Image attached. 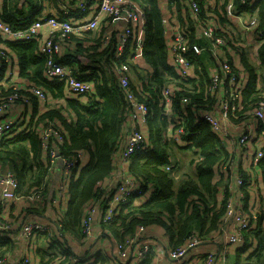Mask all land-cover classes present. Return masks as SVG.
I'll return each mask as SVG.
<instances>
[{"label": "built area", "instance_id": "2783aa9c", "mask_svg": "<svg viewBox=\"0 0 264 264\" xmlns=\"http://www.w3.org/2000/svg\"><path fill=\"white\" fill-rule=\"evenodd\" d=\"M157 1L162 12L161 20L169 60L178 70L182 80H188L191 74L198 70L189 53L195 54L200 59L199 56L203 52H210L221 62L217 71L209 75L210 82L206 86L207 92L216 99L217 103L208 110L197 108L193 111L209 123L211 130L218 135L226 147L231 143L229 124L239 112L246 111L258 123L257 128H244L243 132L237 135L239 153L236 154L237 157L232 153L229 156L230 160L236 158L241 168L233 178L228 179L227 186L224 185L220 189L225 213L218 229L207 233L204 237L200 231L201 224L198 228L191 227L188 240L184 244L171 246L167 243L166 247L168 258L173 264H216L217 261L226 264L229 255L228 245L245 243L247 233L259 219L264 198V192L253 193L254 183L262 181L260 186L264 188L259 162L264 157V96L254 105L250 104L249 109L244 110L243 89L246 87L249 73L245 65L240 66L224 59L223 50L229 44L241 45L243 41L253 47L258 57V52L264 47V5L259 0H225V2L224 0H187L189 7H186L180 0ZM23 2L30 9L27 15L12 12L11 2L7 6L10 14L17 21L27 20L28 23L14 27L0 18V37L25 42L37 40L38 52L45 58L44 77L63 80L68 96L93 95L94 81L83 77L84 74L72 63L74 58L65 54L64 47L66 48L67 40L73 35L84 37L88 33H92L93 36L103 33L104 45L110 46L114 54L112 64L118 74L119 84L130 103L125 143L114 156L113 172L115 171L116 174L119 171V179L109 191L105 189V183L98 185L97 191L100 189L98 196L84 205L85 214L81 220L80 233L82 240L90 247L102 236L109 237L115 260L105 264H142L153 251L152 242L146 238L147 227L139 224L134 231L122 236L117 235L108 225L124 211L126 203L132 200H148L154 193L153 187L149 185L145 187L144 182L129 171L133 156L151 147L150 136L148 138L146 133H149L148 115L149 113L152 115L155 110L148 102L137 98L136 95L141 89L142 82H148L152 75L151 70L149 75L144 74L137 61L139 56H143L145 47L144 6L137 0H36L37 5L34 8L28 6V1L23 0ZM223 3L224 5L221 6ZM163 6L165 8L170 6L173 14H178L180 11L189 14L193 26L185 24L176 31L167 29L170 19L162 10ZM220 12L225 18L224 21L219 19ZM196 30L199 32L198 38L196 35L193 36ZM250 34L255 36L253 42L248 40ZM114 35L116 42L111 45ZM200 40L204 42L203 45L200 44ZM9 56L5 51H0V79H4L1 78L4 59H8ZM257 61L261 63L260 58H257ZM137 74L141 75L139 82H134L133 79ZM22 79L26 82L9 83L7 88L13 87L14 92L4 100L2 98L3 101L0 102V111L11 109L16 102L22 106L18 115L0 119L1 145L6 135H13V138L9 139L13 140L22 133H27L31 129L30 125L35 126V122L28 119L25 114L33 98L44 105L39 106V113L35 117L41 115L49 106H55L52 105L53 100L48 97L43 87L30 86L28 79L24 76ZM2 82L4 83V80L0 81L1 84ZM176 95L177 88L173 85L163 86L161 89L159 108L162 115L169 119L163 140L183 144L187 132L184 116L174 108ZM189 101L188 95L180 96L182 106H187ZM216 107H219L221 112L220 118L214 112ZM21 126H23L22 130ZM38 130L42 140L43 157L49 162L48 173L59 163L57 187L50 189L47 178V182L42 186L23 189L18 170L0 169L2 210L0 264H94L97 254L96 251L90 253L92 249L83 257L75 255L65 257L61 252L70 235L63 224L71 197L69 183L71 178L78 174L81 158L85 152L78 150L70 156L61 154V144L68 135L64 133V128L59 123L48 122L42 124ZM225 166V162L221 163L215 174ZM162 168L176 181L180 180L176 165L166 163ZM247 191L251 193L249 198H246ZM100 194H104L105 201H101ZM20 199L27 202V207L20 214L19 226L14 228L12 222L5 219L2 212L11 209ZM42 212L45 215L41 214ZM115 227L117 228L118 224H115ZM213 234L220 235L225 242L219 253L209 252L206 255L189 257L192 248L202 244ZM7 240L12 244L8 249ZM21 244L25 245L23 252L19 249ZM32 249L38 258L36 263L30 254ZM66 249L68 250V247ZM53 253L57 254L53 260L44 255Z\"/></svg>", "mask_w": 264, "mask_h": 264}, {"label": "trees", "instance_id": "16d2710c", "mask_svg": "<svg viewBox=\"0 0 264 264\" xmlns=\"http://www.w3.org/2000/svg\"><path fill=\"white\" fill-rule=\"evenodd\" d=\"M12 1L14 0H0V18L14 27L25 25L28 23L27 20L17 21L10 14L7 4ZM137 1L144 6L146 28L143 56L148 61L152 75L148 82H142L141 89L136 92V95L137 98L148 102L155 110L152 115L150 113L148 115L151 147L133 156L129 171L141 179L145 187L148 185L153 187L154 193L148 200H132L126 203L124 211L108 226L117 235L124 236L134 231L139 224H144L146 227L161 225L169 236L168 244L178 246L188 240L189 230L195 222H200V231L204 237L207 233L218 229L225 207L220 190L218 187L216 189V186L220 184L227 186L228 176L224 177L221 174L217 179L215 170L221 163L232 162L229 156L235 152L231 151L229 146L226 147L218 135L211 130L209 123L193 111L197 108L208 110L217 103L206 90L210 76L206 74L200 59L195 54L189 53L190 59L196 64L198 70L194 71L188 80H182L178 70L169 60L161 20L162 12L158 1ZM31 2L29 4L34 8L37 5L36 0ZM259 2L264 5V0ZM223 5L224 3L221 6ZM14 12L20 13L15 10ZM202 14H205L204 10ZM219 19L225 20L221 12ZM102 34L93 36L92 33H88L84 37L73 35L65 42L67 50H70L71 45L74 49L72 53L75 54V58L72 63L84 74L83 77L94 81V94L80 96H68L63 80L44 77L45 58L38 52L37 40L25 42L0 37V51L17 55L20 74L29 80L30 86H41L48 97L64 101L62 104L49 106L41 115L36 116L35 126L30 125L31 129L27 133H22L9 144H0V151L16 154L24 161L25 165L18 173L22 186L25 184L31 187L42 186L47 182L49 162L43 157L42 140L38 128L42 124L60 119L64 133L68 135L61 144V154L70 156L82 150L90 156L82 170L71 178L69 208L63 219L64 229L78 236H81L80 226L85 214V203L96 198L100 191V189L97 191L98 185L105 183L112 176L115 167L114 156L125 143L126 123L130 115V103L125 97L119 84L118 74L112 64L114 54L110 46L104 45ZM115 42L114 35L111 45ZM260 52L261 65L264 67V47ZM242 58L245 65L250 68L244 52H242ZM5 61L6 59L4 63ZM262 78L253 72L251 75L248 74L247 84L243 89L244 110L249 109L250 104L254 105L264 96ZM259 81L263 86L258 84ZM170 85L177 88L174 108L184 116L187 132L184 137L185 142L177 146L194 150L195 157H198L197 160L192 159V163L196 164V177L186 174L179 181L162 168V165L170 161L169 142L163 140L169 119L162 115L158 103L161 98V89L163 86ZM6 92L3 100L14 92L13 87L7 88ZM185 94L190 101L187 106H182L180 96ZM66 112L72 115L71 119L67 118ZM241 114L248 115L242 110L237 117L233 118L236 123L242 119L239 117ZM259 162L264 182V157ZM27 165L28 169H26ZM239 168H241L240 164ZM30 169H36L37 173L29 175ZM244 188L246 191L247 184ZM246 195V198H249L251 193L247 191ZM103 197L104 194H100L102 202L106 200V197L105 199ZM260 209L259 219L247 233L245 243L237 245L239 250L236 255V264H264V198ZM115 224H118V229ZM251 238L256 241L255 249L245 254L251 246ZM7 245V249L12 245L9 240ZM66 247L65 243L63 249L61 248L62 254L65 257L73 255L72 250H67ZM44 255L49 256L51 260L57 256L55 253ZM142 264H151V257L148 256Z\"/></svg>", "mask_w": 264, "mask_h": 264}, {"label": "crops", "instance_id": "0c3cea01", "mask_svg": "<svg viewBox=\"0 0 264 264\" xmlns=\"http://www.w3.org/2000/svg\"><path fill=\"white\" fill-rule=\"evenodd\" d=\"M26 1L31 2L34 0H26ZM180 1L186 7H189L187 0H180ZM28 6H30V4ZM10 10L12 12H14V10L16 12L20 11L19 13L20 15L21 14L27 15L30 12V9H28L25 6V3L23 2V0L12 1L10 4ZM162 10L165 12V14L168 15L170 19V23L167 25V29L171 31H174V30L176 31L177 29H179L180 26H184L185 24H189L190 26H193V22L189 19V14L185 12L182 13V11L178 12V14L177 13L173 14L172 11H170L172 10L170 6L168 8H165L163 6ZM185 11L187 12V10ZM195 35H196V38L199 37V32L197 30L195 31ZM248 37H249L248 40L250 42H253V38L255 36L250 34ZM200 44L203 45L204 42L200 40ZM250 47L252 46L246 45L245 42L243 41L241 45L229 44L223 50L224 59L230 60L231 62L237 65H241V64L245 65V62H243V58H242V52H244L248 59L247 63L250 65V68H248L245 65L246 71H248L250 75H251V72H253V73H256L258 77H262L264 67L261 65L260 62L255 64L253 63L252 60L248 58V56H254L255 54L253 47L252 49H250ZM64 51H65V54L68 55L69 57H72V59L75 58V54L72 53L74 51V49L72 48V45L70 46V50H66V48L64 47ZM247 51H249V53H247ZM199 57H200L201 63L203 64L207 75H210L213 72H216L219 66L221 65L220 60L214 57L213 55H211L210 52H203L202 55ZM137 61H138V65L140 66V68L144 70L143 73L149 75L150 68L148 65V61L145 59V57L139 56L137 58ZM19 67L20 66H19V60H18L17 55L11 52V55L8 57V59H6L3 65V69H2L1 78H4V79H0V81L4 80V83L3 82H2L3 84L0 83V102L3 101L2 100L3 95L7 93L6 90L10 82L12 81H18L21 83L26 82V80L22 79V75L20 74ZM140 76H141L140 74L135 75L133 79L134 82H139ZM259 83L261 84V81H259ZM52 100H53L52 105L64 103L63 100H54V99ZM84 101H86V99H84ZM40 105L41 103L36 98H33L30 106L28 107V111L25 112L28 119H30L32 122L34 121L35 115L39 113L38 108ZM41 106H44V105L42 104ZM21 107L22 106L18 102H16L12 105L11 109L1 110L0 119L5 116L12 117V116L18 115L21 111ZM45 110H47V108ZM214 112L218 118L221 117V112L219 110V107L215 108ZM65 115L67 116L68 119H71L72 117V115L68 114L67 112L65 113ZM239 117H242V119L237 121V123L233 119L232 123L229 124V138L231 139V143L228 146L231 149V151L235 152L236 157H237L236 154H238L240 150V146L238 145L237 139H236L237 135L241 134L244 128L248 127V128L255 129L257 128V125H258L257 121L249 115L241 114L239 115ZM53 122L61 124L60 119L59 121L56 120ZM22 127L23 126H21V130H22ZM12 138H13V135L11 134L6 135L4 137V140H2V145L9 144V142L11 141L9 139H12ZM169 155L172 156L174 155V153L170 152ZM176 163L178 162L176 161ZM24 165H25L24 161L18 155L9 154L4 151H0V169L12 168V169L21 171ZM26 169H28V165L26 166ZM238 169H239L238 161L236 158H234L232 162L227 163L225 167H223L222 169H220L218 173H216L217 179L220 178L221 174L224 177L228 176V179H231L238 173ZM36 173H37L36 169L28 170L29 175L36 174ZM77 173H79V169ZM58 178H59V163H57L53 168H51L48 173V184L50 185V189L51 187H53L54 189L57 187L56 184L58 182ZM118 179H119V171H117L116 174L114 171L112 176L105 182V189H107L108 191L111 190L113 186H115ZM261 184H262V181L258 183H254V187L256 188L257 186H260ZM26 185H27V189L31 188V186H28V184ZM259 192L263 193L264 188H260ZM0 203H1V197H0ZM25 207H27V202L24 199H20L16 204L12 206L11 209L2 212V214L5 217V219H8L9 221L12 222V227L16 228L20 224V221H21L20 214L23 212V209ZM1 211L2 210L0 208V212ZM41 214L45 215V213L43 212ZM199 226H200V222H195L193 224L194 228H198ZM146 234H147L146 238L150 240L153 244V251L150 255L151 264H173V261H171L168 258V255L166 252V247H167L168 238H169L167 231H165L161 225H151L147 227ZM65 243L67 244L68 249L72 250L73 255L78 256V257H83L84 255L87 254L88 251H90V249H92L90 253L93 251H96L95 254H97V257L94 258L95 259L94 263L97 262L96 264H105L108 261L115 260L114 253L112 251L111 244H110L111 240L106 235L99 238V240L92 247L86 244L82 240L81 236H78V234H75V233L74 234L70 233ZM250 245H251L250 248L246 250L245 254H248L250 251H253V249H255L254 247L256 246V241L253 240L252 238L250 239ZM41 246H43V242H41ZM224 246H225L224 239L218 234H213L208 239L203 241L202 244L192 248L189 251V257H192L194 255H206L209 252L219 253V251ZM19 249L21 252H23L25 250V245L24 244L19 245ZM238 250L239 249L237 245L235 244L228 245L229 255H228V260L226 264H236V261H237L236 255H237ZM30 254L34 258L35 263H36V261H38V258L34 254L33 249ZM216 264H220L219 261H217Z\"/></svg>", "mask_w": 264, "mask_h": 264}, {"label": "rangeland", "instance_id": "374dc122", "mask_svg": "<svg viewBox=\"0 0 264 264\" xmlns=\"http://www.w3.org/2000/svg\"><path fill=\"white\" fill-rule=\"evenodd\" d=\"M250 49H252V47H250ZM247 53H249V51H247ZM250 60L253 61V63H258L259 61H257V58H260V51L258 52V57L256 56V54H254V56H248ZM262 82L264 84V71L262 73ZM146 136L149 138V133H146ZM169 152H173L174 155L170 156V161L168 162L169 164H175L177 165V173L180 174V179L183 177H185L186 174L191 175L193 178L196 177V164L192 163V159L195 158L196 160L198 159V157H195L196 155L194 154V150H190L188 148H182L177 146V144H174L173 142H169ZM89 154H84V157L81 158V163L79 165V172L82 170V168L87 164L88 160H89ZM176 161L178 163H176ZM219 188V190L223 187L222 184H220L219 186H216ZM27 185L25 184L23 189H26ZM176 189L178 188V186L176 185L175 187ZM255 188V187H254ZM260 187H256L253 191V193H258L259 194V189Z\"/></svg>", "mask_w": 264, "mask_h": 264}]
</instances>
